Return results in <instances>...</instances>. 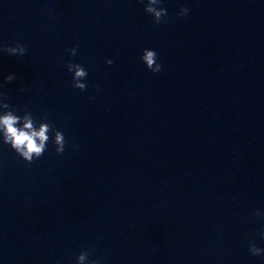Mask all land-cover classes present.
<instances>
[{"label":"clouds","instance_id":"1","mask_svg":"<svg viewBox=\"0 0 264 264\" xmlns=\"http://www.w3.org/2000/svg\"><path fill=\"white\" fill-rule=\"evenodd\" d=\"M163 0H146L144 11L153 17L154 24L166 23L164 19L167 16V9L160 6ZM189 9L181 7L177 15L181 18L188 15ZM26 45L17 42L15 46H0V52L7 53L10 56L23 57L26 55ZM77 49L75 47L69 49V54L75 56ZM157 52L151 49H144L141 60L146 65L147 69L154 74L163 70V66L157 62ZM107 65H112L113 60L106 59ZM66 67L69 72L73 73L72 86L81 91L87 88L86 83L82 82L88 75V72L80 64L67 63ZM16 79L15 74H9L4 77V83H11ZM2 86V85H0ZM23 90V89H21ZM2 95V94H0ZM0 109H4L0 114V133L4 144H8L26 163L31 164L34 160L39 159L47 148V142L50 137L49 132L54 133V144L56 153L62 154L65 150L66 140L61 131L55 129V126L50 122H41L39 127H36L30 112L25 111L23 116L15 114V110L10 109L8 103L0 102ZM47 121V116L43 118ZM78 147V146H77ZM257 217L264 216L259 209L254 213ZM264 238V231L261 233ZM249 252L253 256L264 255V248L258 247L255 241L249 242ZM90 255L89 250L81 251L77 256V264H85ZM88 264H98V261H88Z\"/></svg>","mask_w":264,"mask_h":264}]
</instances>
